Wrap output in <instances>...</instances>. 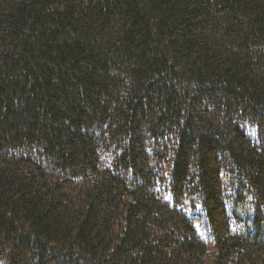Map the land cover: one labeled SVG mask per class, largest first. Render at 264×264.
Returning <instances> with one entry per match:
<instances>
[{"label":"trees","instance_id":"trees-1","mask_svg":"<svg viewBox=\"0 0 264 264\" xmlns=\"http://www.w3.org/2000/svg\"><path fill=\"white\" fill-rule=\"evenodd\" d=\"M0 264H264V0H0Z\"/></svg>","mask_w":264,"mask_h":264}]
</instances>
